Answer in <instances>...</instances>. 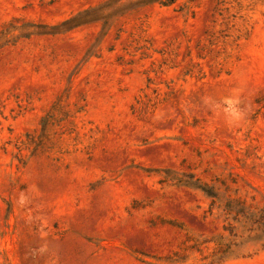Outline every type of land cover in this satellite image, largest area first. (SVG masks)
<instances>
[{
	"label": "rangeland",
	"instance_id": "1",
	"mask_svg": "<svg viewBox=\"0 0 264 264\" xmlns=\"http://www.w3.org/2000/svg\"><path fill=\"white\" fill-rule=\"evenodd\" d=\"M0 264H264V0H0Z\"/></svg>",
	"mask_w": 264,
	"mask_h": 264
}]
</instances>
